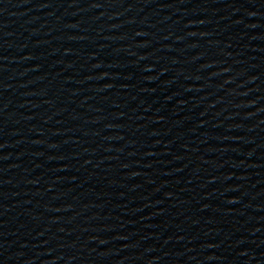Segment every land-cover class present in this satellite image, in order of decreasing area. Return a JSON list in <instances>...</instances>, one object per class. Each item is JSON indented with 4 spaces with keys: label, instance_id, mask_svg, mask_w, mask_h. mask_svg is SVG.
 I'll use <instances>...</instances> for the list:
<instances>
[{
    "label": "water",
    "instance_id": "95a60500",
    "mask_svg": "<svg viewBox=\"0 0 264 264\" xmlns=\"http://www.w3.org/2000/svg\"><path fill=\"white\" fill-rule=\"evenodd\" d=\"M0 264H264V0H0Z\"/></svg>",
    "mask_w": 264,
    "mask_h": 264
}]
</instances>
